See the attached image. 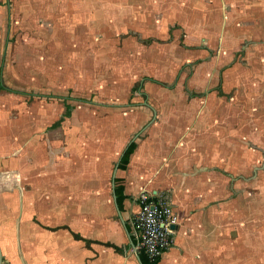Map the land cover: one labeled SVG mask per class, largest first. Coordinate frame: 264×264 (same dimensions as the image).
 I'll return each mask as SVG.
<instances>
[{"label":"crops","instance_id":"0c3cea01","mask_svg":"<svg viewBox=\"0 0 264 264\" xmlns=\"http://www.w3.org/2000/svg\"><path fill=\"white\" fill-rule=\"evenodd\" d=\"M7 6L58 34L60 53L134 54L151 77L134 91L146 101L85 110L69 140L39 131L33 143L0 149L2 264H142L130 221L143 190L167 193L177 216L157 264H264V0H0V22ZM63 112L45 134L67 135L60 125L76 117ZM90 118L102 137H77ZM98 142L108 152L95 153ZM112 164L110 188H95V169Z\"/></svg>","mask_w":264,"mask_h":264},{"label":"rangeland","instance_id":"374dc122","mask_svg":"<svg viewBox=\"0 0 264 264\" xmlns=\"http://www.w3.org/2000/svg\"><path fill=\"white\" fill-rule=\"evenodd\" d=\"M5 11L0 22V87L12 91H4L0 88V149L6 150L14 144L17 146L22 143L28 144L31 140L33 143L38 136L42 137L39 131L44 132L43 136L46 138L60 137L63 141L69 140L72 127L78 128L80 124H86L88 121L85 117L89 114L84 112L85 110L102 113L105 105H115L114 102L128 98L129 105L124 107L131 110L132 105L136 107L135 99L147 100L146 97L139 96L138 92L134 94L133 91L128 95L130 85L134 87L137 82H142L144 85L151 77L150 75L145 78L143 74H151L149 69L140 70L136 66L133 61L134 54L123 55L120 52L106 54L101 52L102 49L97 48L93 55H83V53L75 55L73 51L60 53L58 47L60 39L56 36L58 34H54L50 28L48 31L44 29L38 31L40 29H36V24L27 21L23 15L18 13L10 15L9 7L8 11L7 8ZM86 45H89V41L87 44L85 41L84 49L90 51ZM40 57L43 61L46 59L50 62L49 65H43L45 68L43 70L34 63V61L39 62ZM22 92L31 96L19 95ZM64 102L71 106V113L76 117L74 120L66 119L60 125L64 126L67 135L64 136L62 130H59L60 127L49 128L45 134L44 129L56 121V118L58 119L59 113L65 107ZM97 115L98 113L93 112L90 117ZM77 118L82 122L78 123ZM91 121L93 123L90 124L89 133L78 134L77 137L88 139L102 137L103 132L99 131L94 120ZM148 121H150L148 118H144L137 130L139 133L137 137L143 135ZM113 136L115 140L112 144L124 143L122 138ZM74 137L76 136L73 133L72 138ZM97 144L94 146L98 149L94 151L95 153L108 152L101 143ZM80 167L85 168V166ZM113 169L114 164L106 168V172L102 174L95 169L94 187L104 185L105 189H109ZM80 186L85 187V183ZM83 189L85 188H81L80 191H84ZM78 201L80 209L78 219L81 221V217H87V206L84 197H80ZM103 212L101 209L95 215L99 214L102 217ZM110 218L118 219L117 212L113 208Z\"/></svg>","mask_w":264,"mask_h":264},{"label":"built area","instance_id":"2783aa9c","mask_svg":"<svg viewBox=\"0 0 264 264\" xmlns=\"http://www.w3.org/2000/svg\"><path fill=\"white\" fill-rule=\"evenodd\" d=\"M137 200L139 211L130 221L133 250L154 261L172 247L177 216L165 192L143 190Z\"/></svg>","mask_w":264,"mask_h":264},{"label":"trees","instance_id":"16d2710c","mask_svg":"<svg viewBox=\"0 0 264 264\" xmlns=\"http://www.w3.org/2000/svg\"><path fill=\"white\" fill-rule=\"evenodd\" d=\"M142 82H137L134 87L132 88V92L135 91L136 89H139V87L142 86L141 84ZM1 89H4L3 87H0ZM64 99V98H63ZM65 107H64V112H63V117H68L71 113V106L69 104H67L66 102H64ZM60 119L56 124H59V122L63 119ZM136 146L135 142H131L127 148L125 149V151L123 152L122 156H121V161H125L129 158L130 154L133 152L134 148ZM123 189L122 186H116L114 188V194L116 196V204H117V208L119 211L122 210V203L121 201L125 198V196L123 195ZM138 257L141 260L142 264H157V262L159 261L160 258L155 259L154 261H150L142 252H138Z\"/></svg>","mask_w":264,"mask_h":264},{"label":"water","instance_id":"95a60500","mask_svg":"<svg viewBox=\"0 0 264 264\" xmlns=\"http://www.w3.org/2000/svg\"><path fill=\"white\" fill-rule=\"evenodd\" d=\"M114 200H115V196H114ZM174 228V227H173ZM2 260H3V257H2V250H1V247H0V264H2Z\"/></svg>","mask_w":264,"mask_h":264}]
</instances>
